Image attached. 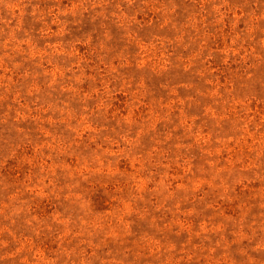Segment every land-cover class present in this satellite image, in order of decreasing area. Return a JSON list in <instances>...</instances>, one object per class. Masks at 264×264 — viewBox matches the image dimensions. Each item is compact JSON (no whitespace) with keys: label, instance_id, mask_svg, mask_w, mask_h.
I'll list each match as a JSON object with an SVG mask.
<instances>
[{"label":"rangeland","instance_id":"1","mask_svg":"<svg viewBox=\"0 0 264 264\" xmlns=\"http://www.w3.org/2000/svg\"><path fill=\"white\" fill-rule=\"evenodd\" d=\"M0 264H264V0H0Z\"/></svg>","mask_w":264,"mask_h":264}]
</instances>
